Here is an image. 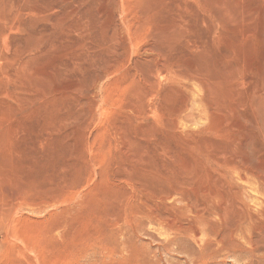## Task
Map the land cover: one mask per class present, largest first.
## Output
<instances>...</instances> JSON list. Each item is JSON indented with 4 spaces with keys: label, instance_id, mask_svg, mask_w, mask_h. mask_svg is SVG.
Returning <instances> with one entry per match:
<instances>
[{
    "label": "rangeland",
    "instance_id": "rangeland-1",
    "mask_svg": "<svg viewBox=\"0 0 264 264\" xmlns=\"http://www.w3.org/2000/svg\"><path fill=\"white\" fill-rule=\"evenodd\" d=\"M7 1L0 264H264V0Z\"/></svg>",
    "mask_w": 264,
    "mask_h": 264
},
{
    "label": "bare ground",
    "instance_id": "bare-ground-1",
    "mask_svg": "<svg viewBox=\"0 0 264 264\" xmlns=\"http://www.w3.org/2000/svg\"><path fill=\"white\" fill-rule=\"evenodd\" d=\"M2 17L4 20L1 19ZM16 32V16L13 5H9L7 0H0V84L8 83L7 87L0 88V103L7 107L11 106L10 108H13L15 101V94L9 86L12 83V70L15 65L13 44ZM8 112L10 111L8 110Z\"/></svg>",
    "mask_w": 264,
    "mask_h": 264
}]
</instances>
